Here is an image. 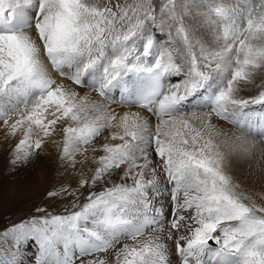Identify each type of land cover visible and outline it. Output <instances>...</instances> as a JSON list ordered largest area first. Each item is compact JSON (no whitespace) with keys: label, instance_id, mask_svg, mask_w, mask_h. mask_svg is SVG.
<instances>
[{"label":"snow or ice","instance_id":"1","mask_svg":"<svg viewBox=\"0 0 264 264\" xmlns=\"http://www.w3.org/2000/svg\"><path fill=\"white\" fill-rule=\"evenodd\" d=\"M254 106L264 0H0V128L20 136L9 164L52 142L79 172L45 193L60 211L0 229V264H264Z\"/></svg>","mask_w":264,"mask_h":264},{"label":"rangeland","instance_id":"2","mask_svg":"<svg viewBox=\"0 0 264 264\" xmlns=\"http://www.w3.org/2000/svg\"><path fill=\"white\" fill-rule=\"evenodd\" d=\"M1 140L0 162L3 164H0V229L12 223H19L22 219L29 217L37 205H46L53 211H60L61 201H48L45 193L53 186L63 182L57 179V175L51 179L45 177L40 168H31L33 172L30 174L26 172L17 173L12 170L9 160L14 147L12 145L14 140L6 139L4 135ZM258 186L256 183L255 188L257 189L255 190L264 192V185ZM34 251V244L27 249L29 256Z\"/></svg>","mask_w":264,"mask_h":264},{"label":"bare ground","instance_id":"3","mask_svg":"<svg viewBox=\"0 0 264 264\" xmlns=\"http://www.w3.org/2000/svg\"><path fill=\"white\" fill-rule=\"evenodd\" d=\"M155 34H156V36H158L160 38L161 43H163L166 40V34L164 32H156ZM58 80H60V82L65 83L66 86H72L70 81L63 80V78H58ZM85 91H90V90L84 89V90H82V94ZM91 94L93 95V97H95V93H91ZM248 94H249L248 89L241 92L242 96H247ZM107 103H109L110 107L116 109L118 112H121V111H141V112H143L142 109H139L138 107H134L131 105H126V104L125 105H118L117 103H115L113 101H107ZM254 108L256 111H264V108H262L261 106H254ZM224 126L226 128L230 127L226 124ZM232 130H234V129H232ZM0 134H1L0 135V143H1L2 142L1 138L3 137V135H4V138L6 137V133L2 128H0ZM107 134L108 133L106 131L105 135H107ZM19 138H20V136L18 135L16 138H7V139H13L14 141H13L12 145L15 146V144L18 142ZM55 139L57 141H59L60 137L57 136ZM58 154H59V149L57 147V144L52 143V142H48L45 144V146L43 147V150L40 152V154L38 156H36L32 160L31 163H29L26 167H16L14 171L17 173L26 172L27 174H30L33 172V171H31V168H37V169L40 168L42 170L43 174L45 175V177H48L49 179H51L52 177H55V175H57L56 176L57 179H60L63 182V184H71V185L75 186L76 181L79 177V172L76 170H72V169H68L67 171H64L61 168H59L58 167V165H59ZM0 164H3V163L0 162ZM89 168H94V165H90V164L85 165V167L83 169L85 174L90 175V172L88 171ZM258 183H260L261 187H262V184L264 185V178H258L257 186H258ZM260 184H259V186H260ZM255 189H257V188H255ZM164 202H165V204H167L168 203L167 199H165ZM173 260H174V264H175V258H173Z\"/></svg>","mask_w":264,"mask_h":264}]
</instances>
